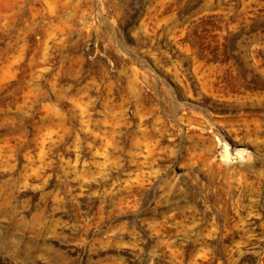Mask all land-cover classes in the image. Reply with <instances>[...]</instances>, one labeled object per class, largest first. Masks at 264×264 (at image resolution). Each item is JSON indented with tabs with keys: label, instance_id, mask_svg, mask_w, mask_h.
Here are the masks:
<instances>
[{
	"label": "rangeland",
	"instance_id": "obj_1",
	"mask_svg": "<svg viewBox=\"0 0 264 264\" xmlns=\"http://www.w3.org/2000/svg\"><path fill=\"white\" fill-rule=\"evenodd\" d=\"M0 264H264V0H0Z\"/></svg>",
	"mask_w": 264,
	"mask_h": 264
}]
</instances>
